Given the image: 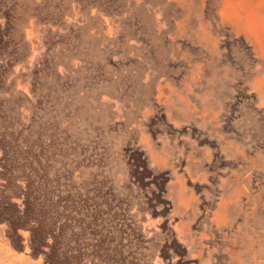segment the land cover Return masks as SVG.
<instances>
[{
	"label": "rangeland",
	"instance_id": "1",
	"mask_svg": "<svg viewBox=\"0 0 264 264\" xmlns=\"http://www.w3.org/2000/svg\"><path fill=\"white\" fill-rule=\"evenodd\" d=\"M6 203L0 264H264V0H0Z\"/></svg>",
	"mask_w": 264,
	"mask_h": 264
},
{
	"label": "trees",
	"instance_id": "2",
	"mask_svg": "<svg viewBox=\"0 0 264 264\" xmlns=\"http://www.w3.org/2000/svg\"><path fill=\"white\" fill-rule=\"evenodd\" d=\"M2 169H3V167H2ZM24 202L25 201L22 202L23 210L19 211V215L21 216V218L26 217L27 214L29 213L28 205H27V203H24ZM11 207L12 206L8 203L0 205V222L7 223V226H8L7 230L12 232L13 234L17 235V238L21 239V241H23L22 237L20 235H18V229L20 228V225H18L17 221L14 222L12 219V216H14V213H13ZM15 207H17V206L15 205ZM44 255H46V254H44Z\"/></svg>",
	"mask_w": 264,
	"mask_h": 264
}]
</instances>
